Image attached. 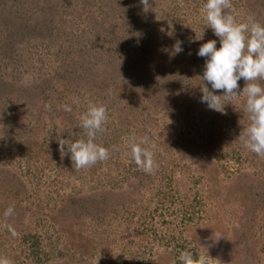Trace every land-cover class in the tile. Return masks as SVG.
I'll list each match as a JSON object with an SVG mask.
<instances>
[{"label": "rangeland", "instance_id": "374dc122", "mask_svg": "<svg viewBox=\"0 0 264 264\" xmlns=\"http://www.w3.org/2000/svg\"><path fill=\"white\" fill-rule=\"evenodd\" d=\"M139 1L0 0V257L13 264H181L182 251L264 264V157L239 138L246 97L222 98L223 113L201 103L211 86L196 53L220 47L205 0ZM227 11L264 24V0ZM90 104L107 109L96 143L109 157L77 170L59 141L87 139ZM133 136L155 143L151 172Z\"/></svg>", "mask_w": 264, "mask_h": 264}, {"label": "clouds", "instance_id": "9594fccd", "mask_svg": "<svg viewBox=\"0 0 264 264\" xmlns=\"http://www.w3.org/2000/svg\"><path fill=\"white\" fill-rule=\"evenodd\" d=\"M146 12L150 7L149 0H140ZM230 0H205L204 14L208 28L219 38L200 46L196 55L206 58L202 80L211 86L202 88L201 103L217 112H224L222 98L231 102L240 97H246L245 110L250 114V125L243 130L239 138L244 140V146L257 156L264 157V24L249 17L248 22H237L236 18L227 11ZM175 53L183 51L181 42L173 46ZM246 82L239 91L238 82ZM219 90L223 94L216 95ZM50 107V106H46ZM65 111H71L70 106L64 105ZM107 109L104 106L90 104L81 117V127L85 130L87 139H61V156L70 154V160L75 168L83 169L104 161L109 157V150L96 143V135L104 130ZM144 145H147L145 147ZM131 156L136 165L145 172H151L155 161L153 150L155 143H150L147 137L137 141L133 136L130 140ZM9 208L5 216L12 213ZM15 233L13 232V235ZM208 255H194L190 251H182L179 260L181 264H209ZM212 259V258H211ZM0 264H13L10 259L0 257Z\"/></svg>", "mask_w": 264, "mask_h": 264}, {"label": "trees", "instance_id": "16d2710c", "mask_svg": "<svg viewBox=\"0 0 264 264\" xmlns=\"http://www.w3.org/2000/svg\"><path fill=\"white\" fill-rule=\"evenodd\" d=\"M139 4H140L141 9L143 10L144 9V5L141 4L140 1H139ZM141 43H142V44H140L141 47H145L144 50L147 51V48H149V50L151 51V53L156 54L158 56V53H157V49L155 47V44H153L149 39L145 38L144 41H141Z\"/></svg>", "mask_w": 264, "mask_h": 264}]
</instances>
